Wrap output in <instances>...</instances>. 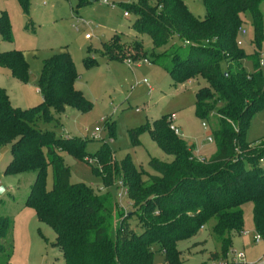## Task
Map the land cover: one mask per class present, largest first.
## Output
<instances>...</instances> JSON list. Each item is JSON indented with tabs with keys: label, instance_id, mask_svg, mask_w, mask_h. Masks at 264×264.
<instances>
[{
	"label": "trees",
	"instance_id": "1",
	"mask_svg": "<svg viewBox=\"0 0 264 264\" xmlns=\"http://www.w3.org/2000/svg\"><path fill=\"white\" fill-rule=\"evenodd\" d=\"M15 1L27 14L29 0ZM90 2L76 0V7ZM261 2L201 0L204 15L197 18L182 0H136L123 6L133 18L131 31L136 39L122 43L114 35L101 44L105 61L143 60L141 42L146 36L150 62L173 84L196 77L205 82L194 94V114L206 120L213 113L216 127L211 132L214 152L201 161L193 154V145L174 135L170 115L129 131L132 145L146 131L157 148L171 157L168 163L148 160L154 175L137 169L127 156L114 161L104 143L93 155H86L83 140L37 129L38 121L54 120L48 108L56 115L66 108L89 109L73 87L77 75L66 52L42 61L36 80L41 98L37 106L13 107L0 88V148L6 147L9 155L3 175L34 173L24 205L54 234L52 246L63 264H152L156 253L164 264H180L176 244L193 238L209 222L219 244L218 255L224 257L233 236L241 233V206L246 203L252 206V230L264 239V170L259 163L264 157V139L248 143L244 138L248 121L264 108V78L258 69V54L264 52ZM245 14L252 29L250 54L235 44L240 16ZM0 41L11 42L4 14L0 15ZM0 67L19 83L26 82L20 52L0 53ZM61 153L81 161L91 159L96 165L91 171L100 176L104 192L70 184ZM47 170L49 189L45 186ZM118 179L126 188L129 211L123 212L108 191ZM7 225L0 218V240Z\"/></svg>",
	"mask_w": 264,
	"mask_h": 264
},
{
	"label": "rangeland",
	"instance_id": "2",
	"mask_svg": "<svg viewBox=\"0 0 264 264\" xmlns=\"http://www.w3.org/2000/svg\"><path fill=\"white\" fill-rule=\"evenodd\" d=\"M102 1L111 5L104 6L100 4ZM135 2L95 0L77 8L76 0H29L28 13L24 14L15 0H0V15H5L11 37L9 43L0 42V53L20 52L27 73L26 82L21 84L0 67V85L16 108L37 106L41 99L35 92V86L42 61L52 54L66 52L77 75L73 87L89 103V109L78 112L66 108L64 113L56 115L52 108H48L54 120L47 123L38 121L36 128L52 132L56 137L83 140L86 155H93L104 143L114 161L119 162L127 156L137 169L154 175L147 165L148 160L152 158L168 163L171 157L157 148L146 131L139 133L137 144L132 145L130 130L172 114L171 124L179 137L199 148L198 155L207 158L214 152V145L207 142V138L212 139L216 116L212 113L206 120L195 116L194 94L198 88L205 86V82L196 77L182 85L173 84L166 73L150 62L151 47L146 36L141 43L147 64L141 63L142 58L139 57L137 61H130L132 66L127 67L125 62L105 61L101 57V44L114 35L122 43L132 42L130 31L133 18L130 15L123 17V6ZM182 2L193 16L203 17L201 0ZM259 10L264 25V0L259 4ZM76 18L81 19V23L76 24ZM240 19L241 27L246 31L241 49L250 54L253 51L250 19L247 14L241 15ZM85 34L90 35L89 40L84 39ZM142 80L147 81L150 92ZM202 123L205 128L201 127ZM94 128L98 129L96 139L90 138ZM244 138L248 143L264 139V108L250 118ZM60 156L68 168L70 184L81 183L94 192H104L100 176L91 171V167H96L95 163L89 165L67 153ZM8 159L9 155H6L0 163L3 188L0 218L8 223L0 240V264H63L58 250L52 246L54 234L37 221L32 209L24 205L34 173L3 175ZM261 166L264 170V164ZM50 185L51 175L47 170L46 189ZM114 186L108 189L112 197L116 192ZM122 206L126 211L131 209L127 198ZM251 208L250 203L241 206L242 230L233 236L230 245V250L242 251L248 260L256 259L263 251L261 243H252ZM211 225L212 222H209L198 230L196 236L176 244L180 264H201L219 256V244L211 234ZM136 231L140 232V229ZM156 254L152 264H164L162 256Z\"/></svg>",
	"mask_w": 264,
	"mask_h": 264
},
{
	"label": "built area",
	"instance_id": "3",
	"mask_svg": "<svg viewBox=\"0 0 264 264\" xmlns=\"http://www.w3.org/2000/svg\"><path fill=\"white\" fill-rule=\"evenodd\" d=\"M100 4H102L104 6L111 5V4L106 3L105 1H102ZM127 16H128V13L127 12H123V17H127ZM76 19H77L76 24L81 23V19H79V18H76ZM245 35H246V31L241 26H239L237 28L236 39H235V44H236L237 47H241L242 40L245 37ZM84 39L85 40H89L90 39V35L89 34H85L84 35ZM124 62H125L127 67L132 66V64L130 65V61L129 60H125ZM141 63L147 64V60L143 59L141 61ZM258 69L260 70V72H261V74H262V76L264 78V73H262V71L264 72V52H259V54H258ZM142 84L146 86L148 92L151 91V88L149 87V85H148L146 80H142ZM172 120H173L172 119V115H170V117H169L170 129L173 131V133L175 135H178L177 130L172 127V124H171ZM201 127L205 128V125L202 123ZM97 133H98V129L94 128L92 133H91V137L90 138L96 139L95 138V134H97ZM207 142H209V143L212 142V139L207 138ZM195 153H197L196 149L193 150V154L194 155H195ZM201 159H203V158H201V157L198 158L197 157V160L201 161ZM85 161L88 164H91L93 162L90 159H85ZM259 163L260 164H264V157L259 159ZM115 186H116V192H115V196H114L115 202H116L117 206L123 212H125L126 210H125L124 206H122V202L127 197L126 188L123 186V184H122L120 179H118L115 182ZM2 191H3V188H2V185H1V181H0V197L3 195ZM0 201H1V198H0ZM252 243L254 245H257V244H260V243L263 245V251L261 252V254L256 259L248 260L245 257V255H244V253L242 251L234 252L233 250H230V251H228L226 253V255L224 257L218 256L217 258L215 257L212 260H208V261L203 262L201 264H264V239L261 236H259L257 234H254L253 237H252Z\"/></svg>",
	"mask_w": 264,
	"mask_h": 264
},
{
	"label": "crops",
	"instance_id": "4",
	"mask_svg": "<svg viewBox=\"0 0 264 264\" xmlns=\"http://www.w3.org/2000/svg\"><path fill=\"white\" fill-rule=\"evenodd\" d=\"M131 32V38H133V40L134 39H136V36H135V34L132 32V31H130ZM1 42V41H0ZM3 43V42H2ZM12 81V80H11ZM14 82V81H13ZM0 88H2L3 89V87H1V85H0ZM4 90V89H3ZM35 92L36 93H38V89L36 88V86H35ZM38 95H39V93H38ZM8 97V96H7ZM39 97H40V95H39ZM41 99V98H40ZM8 100H9V102H10V104L13 106V107H15L14 105H16L14 102H11V100L9 99V97H8ZM14 104V105H13ZM179 134V133H178ZM194 149H196L197 150V153H195V156H197L198 158L199 157H201L200 155H198L199 154V148H195L194 147ZM6 155H8V150H7V148L6 147H2V148H0V163L4 160V158L6 157ZM201 158H205V157H201ZM8 161H9V159H8Z\"/></svg>",
	"mask_w": 264,
	"mask_h": 264
},
{
	"label": "water",
	"instance_id": "5",
	"mask_svg": "<svg viewBox=\"0 0 264 264\" xmlns=\"http://www.w3.org/2000/svg\"><path fill=\"white\" fill-rule=\"evenodd\" d=\"M91 2H92V0H91Z\"/></svg>",
	"mask_w": 264,
	"mask_h": 264
}]
</instances>
